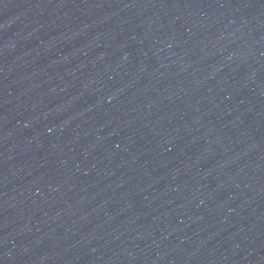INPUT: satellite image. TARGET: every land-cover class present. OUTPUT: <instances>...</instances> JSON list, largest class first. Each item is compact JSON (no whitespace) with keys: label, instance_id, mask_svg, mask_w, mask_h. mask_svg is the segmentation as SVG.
I'll use <instances>...</instances> for the list:
<instances>
[{"label":"water","instance_id":"95a60500","mask_svg":"<svg viewBox=\"0 0 264 264\" xmlns=\"http://www.w3.org/2000/svg\"><path fill=\"white\" fill-rule=\"evenodd\" d=\"M0 264H264V0H0Z\"/></svg>","mask_w":264,"mask_h":264}]
</instances>
